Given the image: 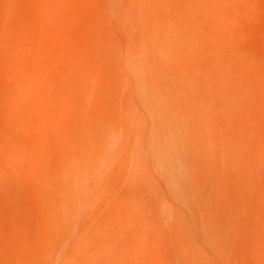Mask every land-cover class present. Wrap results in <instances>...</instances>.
I'll use <instances>...</instances> for the list:
<instances>
[{
	"label": "bare ground",
	"instance_id": "obj_1",
	"mask_svg": "<svg viewBox=\"0 0 264 264\" xmlns=\"http://www.w3.org/2000/svg\"><path fill=\"white\" fill-rule=\"evenodd\" d=\"M257 1L0 0V187L32 180L45 264H264Z\"/></svg>",
	"mask_w": 264,
	"mask_h": 264
},
{
	"label": "rangeland",
	"instance_id": "obj_2",
	"mask_svg": "<svg viewBox=\"0 0 264 264\" xmlns=\"http://www.w3.org/2000/svg\"><path fill=\"white\" fill-rule=\"evenodd\" d=\"M257 2L259 5L258 8L260 7L264 8V0H258ZM84 4H85L84 6L85 9H87L86 7L90 5L88 3L87 4L84 3ZM88 8H92L91 5ZM261 10L263 11V9ZM261 10H258L256 12L258 13L257 14L258 16L256 14L253 15L255 19H253L252 17L253 20L250 21V23L247 22L246 24L242 25V28L246 33L251 30L247 34L248 35L247 39L252 42H260L264 40L263 39L264 33L262 31L264 30V12H262ZM89 12H91L93 17L95 16L94 13L92 12V9ZM79 16L77 18L78 20L76 19L77 23H79V26L85 27L86 22H84V18L79 20ZM80 18H82V16H80ZM257 19L258 21H256ZM259 32H260V36L256 35L259 34ZM252 35L254 37L251 38ZM78 37L80 36L78 35ZM79 39L80 42H78V44L79 46H81L83 44L82 43L83 41H81V38ZM11 125L14 128L13 129L14 131L11 134V140L16 145H21L22 143H25L24 141L25 138L27 137H24L23 135L20 136L19 131L15 130L17 127L14 125V123L11 122ZM11 167L8 170L12 173L14 172L15 174L17 173L18 175L17 174L16 175L20 176L21 178L19 177L20 180H18L19 178L17 179L14 177L15 178L14 179L10 177L6 181L5 186L0 187L1 188L0 189V264H43V263L45 264V261L43 259L45 258V245H43L45 242L43 239H45L46 236L45 234L47 233V231L44 232L42 231L43 218H42L41 204L39 202L38 191L36 190V187L34 186L32 180L28 179L27 173L23 171L24 169L23 170L22 169L18 170L19 168L11 169ZM117 195L118 193H113L112 195L113 199L111 198V201L109 203V208L107 210H100L97 213V218L98 221L101 223V225L103 224L109 227L110 231L113 232L114 234H116V232H121L119 231L121 230V226L118 225L119 221L121 222L120 219L123 218L124 216H127L130 210L129 205H131V200L128 197L121 198L120 200L117 198ZM227 200L228 202H232L229 199ZM232 204L234 203L232 202ZM120 211H123L125 213L122 214ZM171 221L172 220L169 217V223H171ZM172 224H174L173 221ZM169 226H170L169 227L170 229L169 244H170L172 242L171 238L173 237L172 236L173 226L171 224ZM92 227L95 228L93 225ZM122 232L124 233L123 230ZM128 232L129 231H127V233L125 234L126 237L127 235L128 236L130 235L128 234ZM162 237L161 236L157 237L159 238L157 239L158 244L161 243L160 241H162L161 239ZM163 239L165 238L163 237ZM162 242L163 244H166L164 240ZM164 246L165 245H162L161 247L160 245L161 248H164ZM166 246L165 248H167ZM170 246L171 245H169V261H170V257L172 259L171 252L173 251V249H171ZM160 247L158 246L155 248L159 249ZM157 249L155 250L160 252V249L159 250ZM156 261L160 263L161 259L157 257Z\"/></svg>",
	"mask_w": 264,
	"mask_h": 264
}]
</instances>
